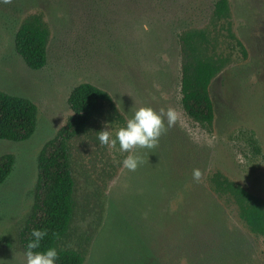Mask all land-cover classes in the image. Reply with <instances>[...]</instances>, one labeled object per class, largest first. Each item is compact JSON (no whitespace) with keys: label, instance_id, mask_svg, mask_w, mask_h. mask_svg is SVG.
<instances>
[{"label":"rangeland","instance_id":"374dc122","mask_svg":"<svg viewBox=\"0 0 264 264\" xmlns=\"http://www.w3.org/2000/svg\"><path fill=\"white\" fill-rule=\"evenodd\" d=\"M0 0V91L38 109L34 136L0 140L14 155L0 187V264H25L18 234L34 203L38 157L72 111L73 89L88 83L109 94L71 146L76 212L58 245L85 254L84 264H264V235L253 234L236 205L211 182L221 173L264 200V0ZM38 16L50 33L48 61L31 71L15 36ZM202 33L209 57L227 61L209 92L212 127L191 120L181 105L182 38ZM142 106L172 108L175 124L152 149H133L142 163L101 146L97 132L123 126ZM165 121V125H166ZM193 169L201 171L195 181Z\"/></svg>","mask_w":264,"mask_h":264},{"label":"trees","instance_id":"16d2710c","mask_svg":"<svg viewBox=\"0 0 264 264\" xmlns=\"http://www.w3.org/2000/svg\"><path fill=\"white\" fill-rule=\"evenodd\" d=\"M227 0H220L215 7L218 18H228ZM50 33L38 16L23 22L15 36V49L31 71L42 70L48 61ZM202 33H187L182 38L181 105L185 114L194 122L212 127L215 106L209 87L220 74L227 61L209 57L204 48ZM112 104L106 92L88 83L75 87L68 99L72 111L66 125L45 144L38 157V180L34 190V203L18 234L17 242L25 252L32 229H44L48 235L41 241L40 251L56 248V264H84L85 254L72 249H59V243L69 235L76 212V181L71 161L72 142L90 125L97 108ZM38 126L37 106L29 99L0 91V140L22 143L30 140ZM16 165L14 155L0 157V187L12 175ZM211 182L215 191L230 198L236 205L239 217L250 231L264 235V200L250 194L244 187L229 180L221 173ZM0 244L11 248L8 240Z\"/></svg>","mask_w":264,"mask_h":264},{"label":"clouds","instance_id":"9594fccd","mask_svg":"<svg viewBox=\"0 0 264 264\" xmlns=\"http://www.w3.org/2000/svg\"><path fill=\"white\" fill-rule=\"evenodd\" d=\"M177 120V113L174 109L168 108L167 111L160 109L154 110L149 106H142L135 109L132 115L126 120L125 124L114 130H102L97 132V140L101 146L116 148L119 145V152H127L121 165L128 171H135L142 163V158L138 154H133V149L154 148L161 135L167 128L172 127ZM165 121L167 122L165 125ZM201 171L193 169L192 177L195 181L201 179ZM48 233L44 229H32L30 239L25 247V264H56L58 252L56 248L49 247L42 251L41 241Z\"/></svg>","mask_w":264,"mask_h":264}]
</instances>
